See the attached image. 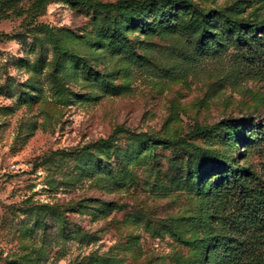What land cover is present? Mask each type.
I'll list each match as a JSON object with an SVG mask.
<instances>
[{
  "label": "rangeland",
  "instance_id": "1",
  "mask_svg": "<svg viewBox=\"0 0 264 264\" xmlns=\"http://www.w3.org/2000/svg\"><path fill=\"white\" fill-rule=\"evenodd\" d=\"M117 1L0 17V264H264V0Z\"/></svg>",
  "mask_w": 264,
  "mask_h": 264
},
{
  "label": "trees",
  "instance_id": "2",
  "mask_svg": "<svg viewBox=\"0 0 264 264\" xmlns=\"http://www.w3.org/2000/svg\"><path fill=\"white\" fill-rule=\"evenodd\" d=\"M23 0H0V17H3L6 15L14 6L18 5L20 2ZM46 0H37L38 3L44 2ZM151 0H118L115 3H107V4H102L103 9H115L117 7H125V6H144L148 4ZM175 1H180V0H175ZM227 23L230 25H234L235 22L232 20H227ZM238 119V118H234ZM203 130L202 127H196L193 132H199ZM142 134L146 135L145 132H142ZM154 138H160L156 135H153ZM163 139L165 142H171L173 139L169 138H160ZM176 140V139H174Z\"/></svg>",
  "mask_w": 264,
  "mask_h": 264
}]
</instances>
